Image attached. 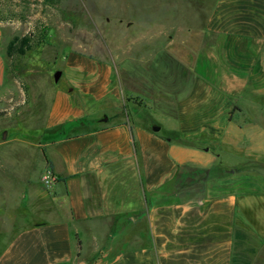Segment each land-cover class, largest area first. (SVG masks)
Wrapping results in <instances>:
<instances>
[{
	"label": "crops",
	"instance_id": "0c3cea01",
	"mask_svg": "<svg viewBox=\"0 0 264 264\" xmlns=\"http://www.w3.org/2000/svg\"><path fill=\"white\" fill-rule=\"evenodd\" d=\"M192 17L181 36L131 59L141 68L88 60L73 87L55 88L41 130L59 136L47 139L41 170L49 167L56 182L47 190L38 175L23 196L24 207L53 216L25 224L19 210L8 221L1 214L0 264H259L238 240L240 230L264 239V192L224 177L197 192L174 187L182 168L222 161L218 151L244 154L232 165L264 162V135L252 126L264 111V0H216ZM250 43L257 48L246 51ZM157 98L172 109V137L149 113ZM165 188L172 196L160 199ZM127 219L134 235L116 229Z\"/></svg>",
	"mask_w": 264,
	"mask_h": 264
},
{
	"label": "rangeland",
	"instance_id": "374dc122",
	"mask_svg": "<svg viewBox=\"0 0 264 264\" xmlns=\"http://www.w3.org/2000/svg\"><path fill=\"white\" fill-rule=\"evenodd\" d=\"M215 2L0 0V88H4L0 94V201L6 199L4 205L0 204V215H6V221L17 210L22 214L25 224L37 219H51L53 216V213L35 212L30 206L24 207L23 196L28 180L37 181L39 175L42 184L41 176L49 168L41 170L45 143L47 139L59 136L44 135L41 130L55 88L73 87L77 83L80 66L88 60L103 64L102 57L106 61L115 58L112 64L120 72L127 67L141 68L131 59L150 57L155 50L164 47L170 38L181 36L189 25L195 23L192 21L194 11H197L198 16L201 9L209 13ZM23 35L30 37L31 47L22 54L8 53L9 41ZM252 47L256 49L257 45H243L246 51H251ZM57 70L61 71V75L55 81L54 73ZM119 80L126 82L121 73ZM145 101L148 103L147 99ZM129 110L131 112L132 109ZM150 111L161 125V136L176 135L177 123L171 115L169 104L157 98ZM261 114L263 116L264 111ZM261 116L258 118L261 121L252 124L256 135H264V117ZM235 118L237 124L244 119L241 115ZM144 119L147 120V116ZM85 120L81 119L80 123ZM66 132L71 134V131ZM218 152L222 160L218 164L222 166H234L232 164L245 158L243 153L228 152L222 156V152ZM248 163L249 170L225 176V183L242 191L264 192V162ZM172 193L173 190L165 188L157 196L160 199L171 198ZM121 224L116 227L117 230L127 226L131 229V235H134V224L131 225L128 219L125 224ZM2 229L3 224L0 222V243L5 240ZM79 236L85 245L88 237L82 231ZM76 238L72 233V239ZM238 244L241 251L255 258L256 263L264 264V239L240 230ZM95 254V258L100 256ZM79 256L84 258L89 253L82 251Z\"/></svg>",
	"mask_w": 264,
	"mask_h": 264
},
{
	"label": "trees",
	"instance_id": "16d2710c",
	"mask_svg": "<svg viewBox=\"0 0 264 264\" xmlns=\"http://www.w3.org/2000/svg\"><path fill=\"white\" fill-rule=\"evenodd\" d=\"M30 37L28 35H23L21 37L12 38L7 46L8 53L10 52H18L24 53L27 49L31 47ZM177 139V137H174ZM178 140V139H177ZM180 142H188L186 140H179ZM248 164L234 165V166H222L220 164H215L213 166L207 168H196L190 167L188 171V167L185 169L182 168L176 174V182L174 191L177 194H183L184 192H197L204 189V183L212 178L225 177L229 176L233 173L247 171L249 170ZM188 171V173H187ZM155 196H147L146 202L148 206L153 205L155 200Z\"/></svg>",
	"mask_w": 264,
	"mask_h": 264
},
{
	"label": "built area",
	"instance_id": "2783aa9c",
	"mask_svg": "<svg viewBox=\"0 0 264 264\" xmlns=\"http://www.w3.org/2000/svg\"><path fill=\"white\" fill-rule=\"evenodd\" d=\"M42 184L45 188L50 189L56 182V178L53 175L50 168H47L41 176Z\"/></svg>",
	"mask_w": 264,
	"mask_h": 264
},
{
	"label": "water",
	"instance_id": "95a60500",
	"mask_svg": "<svg viewBox=\"0 0 264 264\" xmlns=\"http://www.w3.org/2000/svg\"><path fill=\"white\" fill-rule=\"evenodd\" d=\"M60 75H61V71L60 70H57L55 73H54V80L55 81H57L58 79H59V77H60ZM104 119H106V117H104ZM158 128L156 127V130H157ZM77 264H88L86 261H84V260H79L78 262H77Z\"/></svg>",
	"mask_w": 264,
	"mask_h": 264
}]
</instances>
